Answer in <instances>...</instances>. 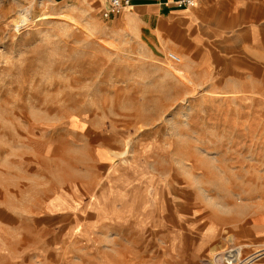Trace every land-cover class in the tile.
Returning a JSON list of instances; mask_svg holds the SVG:
<instances>
[{
	"label": "rangeland",
	"instance_id": "374dc122",
	"mask_svg": "<svg viewBox=\"0 0 264 264\" xmlns=\"http://www.w3.org/2000/svg\"><path fill=\"white\" fill-rule=\"evenodd\" d=\"M195 45L96 0H0V264H264V65ZM158 208L194 233L165 240Z\"/></svg>",
	"mask_w": 264,
	"mask_h": 264
},
{
	"label": "crops",
	"instance_id": "0c3cea01",
	"mask_svg": "<svg viewBox=\"0 0 264 264\" xmlns=\"http://www.w3.org/2000/svg\"><path fill=\"white\" fill-rule=\"evenodd\" d=\"M96 1L104 17L106 2ZM130 1L131 6L122 14L104 18L136 24L142 33L155 35L160 42L178 49L185 56L192 53L195 44L200 46L204 42L215 48L214 57L230 59L228 63L264 65V0H198V4L190 8L179 7L177 0ZM213 215L219 216L216 212ZM210 218L206 221L207 225L211 224L207 230L214 243L220 238L223 223ZM153 221L157 227L160 226L164 239L168 241L182 234L194 233L190 225H182L188 220H182L171 211L166 213L158 208ZM171 221L173 224L168 223ZM225 226L234 228V231L241 227L239 223ZM163 252L167 257L163 262L169 264H193L197 258L188 249L178 251L169 247Z\"/></svg>",
	"mask_w": 264,
	"mask_h": 264
},
{
	"label": "built area",
	"instance_id": "2783aa9c",
	"mask_svg": "<svg viewBox=\"0 0 264 264\" xmlns=\"http://www.w3.org/2000/svg\"><path fill=\"white\" fill-rule=\"evenodd\" d=\"M106 9L103 13L104 17H110L111 15L122 14L128 7L131 6L130 0H105ZM176 4L179 7H195L198 4V0H177ZM170 57L173 60L180 61V58L174 54L170 53Z\"/></svg>",
	"mask_w": 264,
	"mask_h": 264
},
{
	"label": "bare ground",
	"instance_id": "6f19581e",
	"mask_svg": "<svg viewBox=\"0 0 264 264\" xmlns=\"http://www.w3.org/2000/svg\"><path fill=\"white\" fill-rule=\"evenodd\" d=\"M220 255L221 257L215 258L214 262H217L215 264H249L243 249L236 245H229ZM208 262L210 263V260Z\"/></svg>",
	"mask_w": 264,
	"mask_h": 264
}]
</instances>
